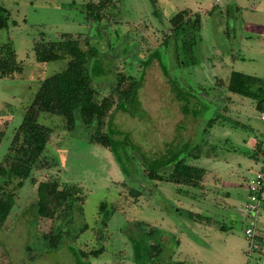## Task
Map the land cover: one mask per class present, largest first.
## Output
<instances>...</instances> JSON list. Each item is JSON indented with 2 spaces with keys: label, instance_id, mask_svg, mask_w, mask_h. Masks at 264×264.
Here are the masks:
<instances>
[{
  "label": "rangeland",
  "instance_id": "rangeland-1",
  "mask_svg": "<svg viewBox=\"0 0 264 264\" xmlns=\"http://www.w3.org/2000/svg\"><path fill=\"white\" fill-rule=\"evenodd\" d=\"M100 1L105 0H0L9 15L0 30V56L10 45L22 69L0 77V163L43 80L67 64L38 61L34 48L41 39L70 34L83 49L88 44L99 51L89 64L97 101L119 82L126 89L141 77L133 104L104 121L101 131L114 135L116 152L90 141L92 126L77 120L68 131L63 118L39 116L55 132L34 181L20 189L15 181L9 186L15 204L0 228V264H148L143 256L135 260L132 241L151 228L158 235L145 243L163 246L157 258L165 264H264V255L247 260L243 235L246 184L259 169L253 150L264 138V124L253 100L214 87L225 85L231 72L264 79V1L109 0L96 23L85 5ZM180 11L201 18L198 66H177L172 38L165 44L169 20ZM156 50L157 59L151 57ZM217 115L222 124L205 133ZM184 145L200 152L194 161L205 169L199 189L180 187L189 191L183 194L178 186L147 178L148 168L168 174L170 159H178ZM53 178L77 192L68 220L57 219L61 207L46 206L41 216L34 207L37 184ZM126 186L141 196L129 197ZM187 212L203 218L189 219ZM52 228L62 234L56 249L43 240ZM99 233L103 240L96 239ZM100 246L96 257L76 254Z\"/></svg>",
  "mask_w": 264,
  "mask_h": 264
},
{
  "label": "trees",
  "instance_id": "trees-1",
  "mask_svg": "<svg viewBox=\"0 0 264 264\" xmlns=\"http://www.w3.org/2000/svg\"><path fill=\"white\" fill-rule=\"evenodd\" d=\"M86 3L85 8L87 16L96 23L102 19L101 13L106 7V2ZM155 3L156 0H150ZM9 20L8 12L0 7V30L7 27ZM165 44L169 39L173 40V53L175 62L179 67L198 66L199 55L197 44L201 28L200 15L178 12L169 20ZM78 36L62 34L57 40H44L35 44L34 53L36 59L42 62H51L57 60H67L66 67L55 75L49 76L43 80L41 86L34 95L30 105L25 110L22 120L16 129L13 138L8 146L7 153L0 163V228L11 213L15 200L12 189L9 186L15 181L14 188H22L26 181L32 182L33 171L44 168L46 160L40 159L47 143L54 134V130L39 123L41 114L50 116H59L65 120V129H74L77 120L86 127H94V132L90 135V141L99 144L102 147L116 152L118 144L113 139V134L102 133L104 121L113 119L116 111L124 110L127 106L133 104L137 90L139 88V79L133 80L126 89L120 88V82L115 88H112L110 94L102 97L100 101L95 99L96 91L92 85V78L89 64L91 60L99 59V51L87 44L83 49L78 44ZM158 50L154 51L151 57L157 59ZM21 67L14 60L13 49L10 45L4 47L0 56V77L12 76L14 73H20ZM121 79L124 78L120 74ZM120 79V80H121ZM219 81V80H218ZM224 92V95L234 94L241 97L250 98L255 102V108L260 113L264 112V79L244 75L239 72H231L225 85L214 86ZM116 97V99H115ZM116 100V102H115ZM221 115L214 116L207 121L205 133L213 127ZM225 118V117H223ZM262 141L255 142L253 158L257 157L258 150ZM195 148L187 149L185 154L178 159H170L171 171L168 174H159L154 168H148L147 178L156 181H164L178 186V192L189 194V191H183L180 187L200 188V182L205 174V169L198 166L195 162L200 159V152L194 151ZM191 161H195L194 163ZM34 181V180H33ZM60 186L62 187L60 189ZM75 187L67 183L62 185L56 179H49L39 182L36 187V201L34 207L41 216L46 206L55 205L60 209L58 220H68L72 214L75 201L78 200L77 192L73 191ZM128 196L137 200L140 191L126 186ZM80 200V199H79ZM104 204H101L102 211ZM180 212V210L178 211ZM193 216V217H192ZM189 219L201 220L200 214H191L187 212ZM107 216L101 221L102 228H106ZM140 225V224H138ZM56 229V228H55ZM87 229L84 225L80 230ZM60 231V230H59ZM155 228L149 229L143 234L141 240L132 241L133 257L138 260L141 256L148 261V264H165L159 262L157 257L163 253V246L159 242L145 243V240L152 241L158 233ZM48 235H43L49 249H56L62 242V234L54 232L52 228ZM103 234L96 235L97 240H103ZM103 247L85 253L78 251V258L86 256L96 257L102 253ZM77 252V251H76ZM147 263V262H146ZM170 264H179L172 262Z\"/></svg>",
  "mask_w": 264,
  "mask_h": 264
},
{
  "label": "built area",
  "instance_id": "built-area-1",
  "mask_svg": "<svg viewBox=\"0 0 264 264\" xmlns=\"http://www.w3.org/2000/svg\"><path fill=\"white\" fill-rule=\"evenodd\" d=\"M260 121L264 124V112L260 113ZM256 161L259 169L246 184L248 201L244 205L247 224L243 235L247 244L245 255L248 261L255 254L264 255V138Z\"/></svg>",
  "mask_w": 264,
  "mask_h": 264
},
{
  "label": "crops",
  "instance_id": "crops-1",
  "mask_svg": "<svg viewBox=\"0 0 264 264\" xmlns=\"http://www.w3.org/2000/svg\"><path fill=\"white\" fill-rule=\"evenodd\" d=\"M184 108H185V107H184ZM184 147H185V148L182 147L183 149L181 150V154H180V153H178V154L176 153L175 156H178V155L180 154V157H182V156L185 154L186 150H187V146L184 145ZM182 151H183V152H182ZM181 155H182V156H181ZM175 156H173L172 158H174Z\"/></svg>",
  "mask_w": 264,
  "mask_h": 264
}]
</instances>
